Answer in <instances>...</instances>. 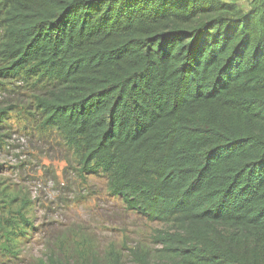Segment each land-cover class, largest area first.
Listing matches in <instances>:
<instances>
[{
	"label": "trees",
	"instance_id": "16d2710c",
	"mask_svg": "<svg viewBox=\"0 0 264 264\" xmlns=\"http://www.w3.org/2000/svg\"><path fill=\"white\" fill-rule=\"evenodd\" d=\"M6 77L44 85L41 126L82 177L166 226L134 264H264V0H0ZM89 259L40 264H123Z\"/></svg>",
	"mask_w": 264,
	"mask_h": 264
},
{
	"label": "rangeland",
	"instance_id": "374dc122",
	"mask_svg": "<svg viewBox=\"0 0 264 264\" xmlns=\"http://www.w3.org/2000/svg\"><path fill=\"white\" fill-rule=\"evenodd\" d=\"M227 1L247 11L252 0ZM1 81L0 109L11 110L0 120V191L16 202L0 203V264H40L51 254L76 260L97 256L103 263L111 247L123 264H134L131 250L153 255L160 249L154 238L166 226L127 210L122 198L110 193L105 175L82 177L61 135L41 126L35 96L45 94L44 85L32 78ZM24 203L28 226L15 214ZM8 217L19 223L10 241Z\"/></svg>",
	"mask_w": 264,
	"mask_h": 264
}]
</instances>
